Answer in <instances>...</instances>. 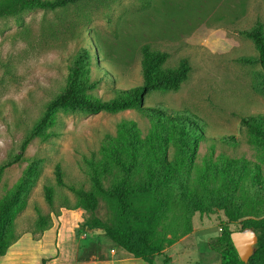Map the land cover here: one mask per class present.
<instances>
[{"label": "rangeland", "instance_id": "rangeland-1", "mask_svg": "<svg viewBox=\"0 0 264 264\" xmlns=\"http://www.w3.org/2000/svg\"><path fill=\"white\" fill-rule=\"evenodd\" d=\"M259 23L264 26V0H76L53 10L0 17V200L16 190L33 158L44 160L15 219L18 240L0 257V264H41L42 258L49 259L47 264H114L117 258L124 259L119 264H147L104 231L83 226L89 212L61 208L60 216L51 213L43 189L45 184L55 186L57 209L61 196L74 204V194L56 185L55 166H62L67 185L91 188L107 137L117 136L122 124L134 126L141 139L163 132L152 117L154 109L200 120L205 130L195 147V166L205 158L219 165L223 155L251 165L243 218L234 221L214 207L188 213L190 231L154 257L156 264H221L223 235L242 230V221L264 214V140L251 143V132L241 121L264 115V68L257 62L255 44L242 34ZM145 44L168 52L167 66H176L182 58L190 61L192 71L179 91L149 92L142 109L60 112L48 130L55 136L47 141L33 136L49 104L66 89L85 48L92 56L90 82L97 83L92 94L108 100L143 84ZM168 148L172 155L174 145ZM21 152L22 158L13 162ZM102 180L110 185L109 177ZM36 207L51 215L43 232L36 231ZM109 208L101 198L95 215L108 220Z\"/></svg>", "mask_w": 264, "mask_h": 264}, {"label": "trees", "instance_id": "trees-1", "mask_svg": "<svg viewBox=\"0 0 264 264\" xmlns=\"http://www.w3.org/2000/svg\"><path fill=\"white\" fill-rule=\"evenodd\" d=\"M75 1L0 0V17H16L35 9L53 10ZM242 34L255 44L259 54L257 62L264 68V26L259 23ZM141 52L143 84L120 90L114 97L104 100L92 94L97 83L90 82L92 56L85 48L75 60L74 73L66 89L49 104L34 128L33 136L40 135L44 141L55 136L48 130L56 125L60 112L116 113L142 109L145 94L177 92L189 79L192 65L187 58L170 67L167 66L168 52L153 49L148 44L143 45ZM153 111L152 117L164 136L154 132L141 139L134 126L122 124L117 136L107 137L108 144L103 148V156L95 165L91 177V188L67 185L62 166H55L56 185L66 187L74 194V204L66 196H61L63 202L57 209L55 186L45 184L43 189L51 213L60 216L61 208L89 212L83 226L104 231L121 249L134 258H142L147 264H156L155 256L162 255L167 247L190 231L188 213L214 207L215 210H224L235 221L247 213L243 195L247 197L251 193L248 184L251 165L245 159L223 155L219 165L211 158H205L200 166H195V147L204 137L205 130L199 119L190 114H170L160 109ZM241 121L251 132V143L260 144L264 140V115L242 117ZM227 138L224 136V141H230ZM170 143L175 147L172 155L169 154ZM25 146L26 143L22 146L23 150ZM22 152L13 162L22 158ZM43 161L42 158H33L16 190L0 200V257L6 255L18 240L15 219L25 208L26 196L41 174ZM3 168H0V175ZM108 177L110 185L106 187L102 179ZM257 196L263 200L260 192ZM101 198L109 203L112 212L108 220L95 215ZM36 211V231L43 232L50 225L51 215L42 213L39 207ZM186 224V229L180 231L179 228ZM245 228H254L258 234L256 253L248 263H244L231 240L232 232H226L223 235L225 247L221 264H264V214L242 221V230ZM48 261L42 258L41 264Z\"/></svg>", "mask_w": 264, "mask_h": 264}, {"label": "water", "instance_id": "water-1", "mask_svg": "<svg viewBox=\"0 0 264 264\" xmlns=\"http://www.w3.org/2000/svg\"><path fill=\"white\" fill-rule=\"evenodd\" d=\"M231 240L238 252L240 259L244 263H248L250 258L256 253L259 237L254 228H246L243 230L233 231Z\"/></svg>", "mask_w": 264, "mask_h": 264}, {"label": "crops", "instance_id": "crops-1", "mask_svg": "<svg viewBox=\"0 0 264 264\" xmlns=\"http://www.w3.org/2000/svg\"><path fill=\"white\" fill-rule=\"evenodd\" d=\"M124 259H120V258H117L115 261H114V264H119L120 262H124L123 261ZM97 262V261H96ZM99 262H103V261H98L97 263Z\"/></svg>", "mask_w": 264, "mask_h": 264}]
</instances>
